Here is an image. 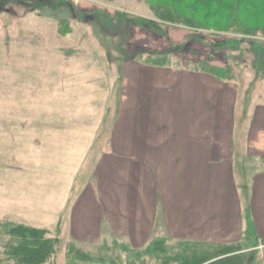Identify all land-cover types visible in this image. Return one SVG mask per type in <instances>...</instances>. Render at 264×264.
<instances>
[{
	"label": "rangeland",
	"instance_id": "374dc122",
	"mask_svg": "<svg viewBox=\"0 0 264 264\" xmlns=\"http://www.w3.org/2000/svg\"><path fill=\"white\" fill-rule=\"evenodd\" d=\"M160 1L0 0V232L7 222L49 230L59 243L43 264H179L194 250L205 255L201 262L242 255L264 264V236L255 223L257 236L246 234L248 201L242 239L233 243L184 242L163 215L140 247L128 232L92 235L100 192L130 196L150 212L139 201L140 167L108 159L120 154L116 144L134 142L127 133L139 127V74L130 67L168 51L165 65L217 70L238 83L245 102L264 101L263 20L252 34L193 28L159 19L152 5ZM178 201L174 222L186 226V201Z\"/></svg>",
	"mask_w": 264,
	"mask_h": 264
},
{
	"label": "crops",
	"instance_id": "0c3cea01",
	"mask_svg": "<svg viewBox=\"0 0 264 264\" xmlns=\"http://www.w3.org/2000/svg\"><path fill=\"white\" fill-rule=\"evenodd\" d=\"M128 71L139 74V127L137 134L127 133L134 142L116 144L122 155L108 159L140 167L139 201L147 202L150 212L139 210L130 196L100 192L93 237L128 232L125 238L140 247L163 215L177 238L233 243L243 236L246 201L264 236V101L248 97L245 102L234 80L173 65L142 62ZM163 119L169 123L162 125ZM126 175L130 182V169ZM183 198L186 226L174 222L177 200Z\"/></svg>",
	"mask_w": 264,
	"mask_h": 264
},
{
	"label": "trees",
	"instance_id": "16d2710c",
	"mask_svg": "<svg viewBox=\"0 0 264 264\" xmlns=\"http://www.w3.org/2000/svg\"><path fill=\"white\" fill-rule=\"evenodd\" d=\"M261 2L264 0H162L156 5H151L155 15L162 21L181 23L193 28H215L240 34H252L259 27L255 22L264 21V11L263 8H260ZM259 10L261 12H258ZM199 11L204 12V19L202 20L198 19ZM189 12H195V14L188 15ZM138 23L152 28V25L150 26L147 21ZM262 28L264 30V25ZM153 53L160 54L161 59L159 57L158 59L150 58L145 63L169 66V64H164L169 54L168 51ZM216 71L214 69L200 70V72L214 75L222 80ZM246 219V234L248 238H255L257 233L249 213ZM0 234L1 237H5L3 239H7L5 241L0 240V249L2 250L0 255L5 256L9 264H43L54 256L59 243L58 237L52 236L49 230L22 223L7 222L2 224ZM184 242L205 243L204 241L188 239ZM198 255V252L196 253L194 250L192 256L179 258V264L205 263L206 261H200L205 258V255ZM244 260L242 255H231L222 259L207 261L205 264H246Z\"/></svg>",
	"mask_w": 264,
	"mask_h": 264
}]
</instances>
